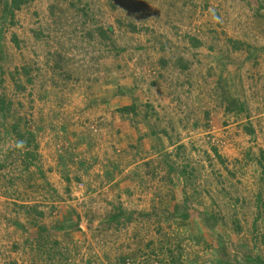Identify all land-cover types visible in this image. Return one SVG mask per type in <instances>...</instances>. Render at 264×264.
I'll return each mask as SVG.
<instances>
[{
  "label": "rangeland",
  "instance_id": "1",
  "mask_svg": "<svg viewBox=\"0 0 264 264\" xmlns=\"http://www.w3.org/2000/svg\"><path fill=\"white\" fill-rule=\"evenodd\" d=\"M0 264H264V0H0Z\"/></svg>",
  "mask_w": 264,
  "mask_h": 264
},
{
  "label": "trees",
  "instance_id": "2",
  "mask_svg": "<svg viewBox=\"0 0 264 264\" xmlns=\"http://www.w3.org/2000/svg\"><path fill=\"white\" fill-rule=\"evenodd\" d=\"M24 0H10V4L12 6H18L21 2H23ZM118 112L120 113H133L134 112V106H124L118 109Z\"/></svg>",
  "mask_w": 264,
  "mask_h": 264
},
{
  "label": "clouds",
  "instance_id": "3",
  "mask_svg": "<svg viewBox=\"0 0 264 264\" xmlns=\"http://www.w3.org/2000/svg\"><path fill=\"white\" fill-rule=\"evenodd\" d=\"M23 143H24L23 141H19V142H18V145H19V146H22Z\"/></svg>",
  "mask_w": 264,
  "mask_h": 264
}]
</instances>
